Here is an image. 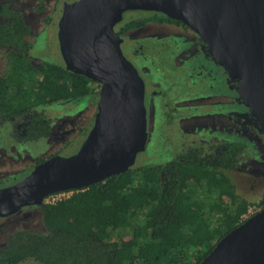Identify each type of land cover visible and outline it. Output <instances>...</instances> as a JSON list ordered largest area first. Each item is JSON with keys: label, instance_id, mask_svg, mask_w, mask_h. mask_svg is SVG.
<instances>
[{"label": "flooded vegetation", "instance_id": "af4514ba", "mask_svg": "<svg viewBox=\"0 0 264 264\" xmlns=\"http://www.w3.org/2000/svg\"><path fill=\"white\" fill-rule=\"evenodd\" d=\"M75 1L0 0V28H7L0 34V81H3L5 94L15 93L14 86L6 87L12 57L22 59L39 78L43 64L66 70L57 40L59 58L53 57L55 62L38 56L35 49L45 36L42 33L47 35V27L54 21L57 31L62 7ZM129 12L141 15L125 16ZM41 14L42 19L38 17ZM16 17L23 23L25 32H16ZM112 30L119 40L121 56L132 66L142 84L144 154L157 147V152L169 151L173 155L155 164H193L196 161L209 165L235 164L232 170L247 169L251 164H256L255 169H264V149L257 139V122L241 106L235 91L237 82L226 78L197 34L161 13L142 10L122 12ZM83 78L91 92L84 97L66 93V80L61 78L58 83L62 94L53 103L45 100L47 102L33 108L28 102L20 104V110L6 108L8 113L0 106V182L10 181L2 188L21 181L36 165L56 155L76 137L80 139L82 130L91 129L99 85ZM82 121L90 122V127L83 128ZM173 136L175 141L171 140ZM145 162L146 156L143 164ZM35 208L22 207L18 213L1 220L4 224L21 221L23 218L18 215L26 217L23 213ZM30 214L27 223L35 225V212ZM22 230L32 229L10 224L0 244L4 245L8 236Z\"/></svg>", "mask_w": 264, "mask_h": 264}, {"label": "water", "instance_id": "95a60500", "mask_svg": "<svg viewBox=\"0 0 264 264\" xmlns=\"http://www.w3.org/2000/svg\"><path fill=\"white\" fill-rule=\"evenodd\" d=\"M127 10L161 13L197 34L211 60L237 82L241 106L264 134V0H77L62 7L56 40L66 70L99 85L93 125L0 189V219L39 207L50 194L143 167L142 84L112 30ZM198 264H264V208L219 239Z\"/></svg>", "mask_w": 264, "mask_h": 264}, {"label": "trees", "instance_id": "16d2710c", "mask_svg": "<svg viewBox=\"0 0 264 264\" xmlns=\"http://www.w3.org/2000/svg\"><path fill=\"white\" fill-rule=\"evenodd\" d=\"M16 20V32H25ZM40 73L42 79L12 57L6 87L14 86L15 93L5 94L0 81L2 110L57 101L61 78L66 93L77 98L91 93L82 76L56 65L43 64ZM234 166L144 164L140 171L69 191L66 198L38 207L42 231L22 230L7 237L0 246V264H198L244 220L250 205L224 175ZM255 207L263 209L264 198Z\"/></svg>", "mask_w": 264, "mask_h": 264}, {"label": "rangeland", "instance_id": "374dc122", "mask_svg": "<svg viewBox=\"0 0 264 264\" xmlns=\"http://www.w3.org/2000/svg\"><path fill=\"white\" fill-rule=\"evenodd\" d=\"M67 1V0H65ZM136 15H141L140 12H129L125 16H136ZM40 19H42V14ZM56 22H52L47 27V35L45 33H42L44 38H40V43L38 44L39 46L36 47L35 49V54L38 56H43V57H48V62H55L54 58H59L58 57V49H57V44H56ZM208 66V65H207ZM209 67V66H208ZM210 71H213L211 67H209ZM214 88V86L212 87ZM226 94H229L228 91H226ZM83 123L85 121H82ZM90 122L84 123L83 128L88 129L90 127ZM86 130H82L80 134L86 133ZM257 133L259 136H257V139L260 141V143L263 146L264 149V134L257 129ZM171 140L175 141V136L171 137ZM171 156L173 155L172 152L169 151H159L157 152V147H155L153 150H149L145 152L146 156V162L145 164H155L158 162V160H163L166 158V156ZM151 156V157H150ZM157 165V164H155ZM20 168V167H18ZM224 175L228 178V180L231 182V184L234 186L235 193L237 196L248 202L250 205L247 208L246 214L243 216L244 218L250 216L251 214L257 212L260 210V208L255 207V203H257L259 200L264 198V169H255L254 167H248L247 169H238V170H231L228 172H225ZM2 183V184H1ZM10 181L6 182H0V188L3 186L9 184ZM38 208L36 207L35 210ZM31 209V210H26L23 215L26 217H23L22 214L18 215V218L22 219L21 221H9L4 224V221L0 219V243L4 241V234L5 231H7L8 227L11 225H19V226H27L28 228L32 229L33 231H42L44 229V226L41 221L40 214L36 215V211ZM35 212V225H32V223H27V220L31 218V212ZM38 211V210H37ZM38 217V218H37ZM40 217V218H39ZM40 220V221H39ZM11 222V223H10ZM27 223V224H26ZM7 237V236H6ZM1 245V244H0ZM18 264H37L36 262L32 260H26Z\"/></svg>", "mask_w": 264, "mask_h": 264}, {"label": "built area", "instance_id": "2783aa9c", "mask_svg": "<svg viewBox=\"0 0 264 264\" xmlns=\"http://www.w3.org/2000/svg\"><path fill=\"white\" fill-rule=\"evenodd\" d=\"M96 90H97V87H96ZM69 193L70 192H68V193L67 192H58V193L50 194L43 199V202L46 204H54L55 202L66 198L69 195Z\"/></svg>", "mask_w": 264, "mask_h": 264}]
</instances>
